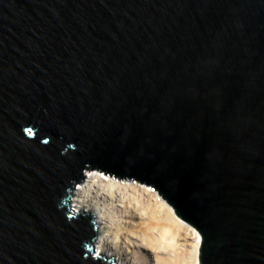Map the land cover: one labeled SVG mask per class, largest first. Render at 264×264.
Returning <instances> with one entry per match:
<instances>
[{"label":"water","instance_id":"obj_1","mask_svg":"<svg viewBox=\"0 0 264 264\" xmlns=\"http://www.w3.org/2000/svg\"><path fill=\"white\" fill-rule=\"evenodd\" d=\"M84 170L264 264V0H0V264H115Z\"/></svg>","mask_w":264,"mask_h":264},{"label":"bare ground","instance_id":"obj_2","mask_svg":"<svg viewBox=\"0 0 264 264\" xmlns=\"http://www.w3.org/2000/svg\"><path fill=\"white\" fill-rule=\"evenodd\" d=\"M69 201L92 215L94 255L115 264H199L198 230L149 189L87 170Z\"/></svg>","mask_w":264,"mask_h":264},{"label":"rangeland","instance_id":"obj_3","mask_svg":"<svg viewBox=\"0 0 264 264\" xmlns=\"http://www.w3.org/2000/svg\"><path fill=\"white\" fill-rule=\"evenodd\" d=\"M87 172V170H84V173L83 174H85ZM79 184H77L76 186H75V188L78 186ZM72 199V198H71Z\"/></svg>","mask_w":264,"mask_h":264},{"label":"clouds","instance_id":"obj_4","mask_svg":"<svg viewBox=\"0 0 264 264\" xmlns=\"http://www.w3.org/2000/svg\"><path fill=\"white\" fill-rule=\"evenodd\" d=\"M94 250H95V248H94ZM98 255H100V254H98ZM100 256H104V255H100ZM109 259V258H108Z\"/></svg>","mask_w":264,"mask_h":264}]
</instances>
